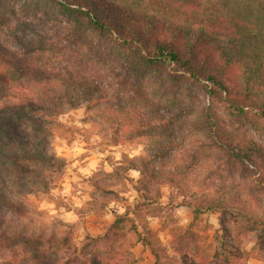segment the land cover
Wrapping results in <instances>:
<instances>
[{"label": "rangeland", "instance_id": "obj_1", "mask_svg": "<svg viewBox=\"0 0 264 264\" xmlns=\"http://www.w3.org/2000/svg\"><path fill=\"white\" fill-rule=\"evenodd\" d=\"M112 1L128 9L160 15L166 13L169 3L168 0ZM203 3L215 4L235 14L240 10H251L250 5H255L252 0H203ZM62 4V0H0V47H3L0 48V70L8 73L11 80L7 89L9 97L0 93V109L5 102L27 103L34 108L28 113L44 117V121L32 122L24 116L14 115L13 108L1 112L0 234L44 233L45 238L56 234L57 245H46L41 249L53 264L88 263L93 254L103 264L134 261L135 264H154L156 259L152 250L157 251L162 264H186L185 255L177 253L169 230L193 223L204 250L213 252L225 244V248L235 253L240 250L250 252L248 264H264L257 238L255 240L253 234L246 233L245 223L241 216L237 217V210L225 215L205 213L195 222L193 209L185 205L195 197L202 199L218 193V183L208 178L210 161L206 155L201 157L203 167L188 173L182 187L155 185L151 200H143L138 193L139 172H126L121 181L109 185L113 180L106 174L111 173L124 156L143 157L160 166L159 154L173 149L176 161H186L188 151L197 147L196 140L203 137L201 134H191L189 129L192 127L185 126L181 133L187 137L185 148H182L178 145L180 135L174 132L179 129L176 126L169 134L158 131L160 135L157 136L139 137V130L130 126L118 132L117 128L127 120L116 115L108 117V113L103 114L96 107L88 109L86 105L87 100L101 97H107L115 104L125 91L134 94V90L144 83L149 97L162 100L165 108L178 112L180 106L190 107V114L185 119L195 120L205 107L211 106L228 132L254 138L263 145L264 119L255 117L250 122L230 114L227 106L210 94L211 85L207 88L195 81L174 78L171 67L135 75L126 73L117 59L115 43L91 30L79 29L65 15ZM38 40L46 44L42 53L30 49L33 48L30 43ZM10 51L21 56H39L37 66L46 74V79H21L7 65H2V59ZM77 76H86L96 83L97 89L78 88L71 82ZM124 80L136 89H124ZM166 88H170L171 93L165 94ZM174 98L176 103L172 101ZM171 110L169 114H172ZM25 152L37 159H20L16 163L14 156ZM99 183L115 190L118 196L109 200L104 210L94 211V197L99 194L96 184ZM229 191L219 192L223 195ZM245 192L244 187L232 190V194ZM127 208L131 209V221L126 224L125 238L115 246L89 241L90 237H103L115 216ZM259 212L256 208V213ZM222 216L232 222L231 233L223 240ZM134 225L151 245L137 241ZM66 235H70V244L64 246L60 241ZM88 242L91 246L82 254V248ZM0 264L38 263L31 248L17 241L2 240Z\"/></svg>", "mask_w": 264, "mask_h": 264}, {"label": "trees", "instance_id": "obj_2", "mask_svg": "<svg viewBox=\"0 0 264 264\" xmlns=\"http://www.w3.org/2000/svg\"><path fill=\"white\" fill-rule=\"evenodd\" d=\"M168 1L164 15L128 9L112 0H62V6L65 15L79 29L91 30L115 43L117 59L126 73L135 75L171 67L174 78L195 81L207 88L211 85L210 94L225 104L230 114L250 122L255 117L264 119V0H252L255 5H250L251 10H240L236 14L215 4H205L203 0ZM30 45L32 51L42 53L46 44L38 40ZM7 57L2 59V65H7L21 79H46V74L37 66L39 56H21L16 51H10ZM10 82L9 74L0 70V93L4 97H9L7 89ZM71 82L80 89H97L96 83L90 82L86 76H77ZM123 87L136 89L127 80L123 81ZM147 90L143 83L141 88L134 90V94L125 91L122 98L115 100V104L107 97L91 98L87 100L86 108L96 107L103 114L108 113V117L116 115L127 120V123L117 128L118 132L130 126L139 130V137L157 136L160 130L161 133L169 134L176 126L179 129L174 132L179 133L178 145L182 148H185L187 137L181 133L185 126L192 127L189 133L201 134L203 137L196 140L197 147L188 151L189 159L182 162L176 161L173 149L159 154L160 166L143 157L124 156L113 171L106 174L107 178L113 180L109 181V185L121 181L126 172H139L138 193L143 200H151L155 185L182 187L188 173L203 167L200 161L206 155L205 158L210 161L207 167L208 178L218 183V193L216 191L214 195L202 199L195 197L186 202L185 205L193 209L194 221L205 213L225 215L237 210V217L241 216L245 223L246 233L253 234L255 240L257 238L264 254V145L254 138L234 136L228 132L211 106L205 107L197 119L190 121L185 119L190 114V107L180 106L179 111L174 112L173 109L165 108L162 100L150 98ZM169 93L170 88H166L165 94ZM176 99L172 101L176 103ZM12 108L13 114L18 117L24 116L32 122L44 121V117L28 113L34 108H30L27 103L5 102L0 109V117L1 112ZM169 110L172 114H169ZM128 139L132 140L131 137ZM13 159L18 163L20 159L33 161L37 157L25 152ZM105 184H96L99 194L94 197V211L104 210L109 200L118 196L115 190L106 188ZM243 187L246 194H232V190ZM226 189L230 191L221 195L220 192ZM157 192L159 195L160 192ZM256 208L260 214L256 213ZM130 210L127 208L123 213H118L103 237H90L89 241H102L115 246L126 237L124 230L131 221ZM231 224V220L223 216L220 218L222 240L230 235ZM193 225L177 226L169 230L172 243L178 254L185 255L186 264H248L250 252L246 250L235 253L225 248V244L213 252L204 250ZM133 231L138 242L145 246L151 245L137 226L134 225ZM55 236L45 238L44 233L0 234V241H17L32 249L38 264H53L46 259L41 249L46 245H57ZM69 236L66 235L60 243L64 246L70 244ZM90 243L83 246L82 254L91 246ZM152 253L156 259L154 264H162L157 251L152 250ZM88 263L103 264L96 254L91 256ZM130 264H135V261Z\"/></svg>", "mask_w": 264, "mask_h": 264}]
</instances>
